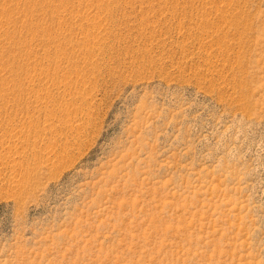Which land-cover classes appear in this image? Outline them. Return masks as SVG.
I'll list each match as a JSON object with an SVG mask.
<instances>
[{"label": "rangeland", "instance_id": "374dc122", "mask_svg": "<svg viewBox=\"0 0 264 264\" xmlns=\"http://www.w3.org/2000/svg\"><path fill=\"white\" fill-rule=\"evenodd\" d=\"M0 264H264V0H0Z\"/></svg>", "mask_w": 264, "mask_h": 264}]
</instances>
